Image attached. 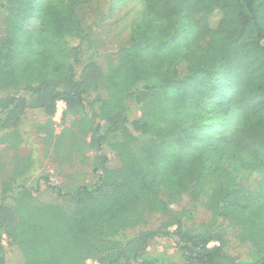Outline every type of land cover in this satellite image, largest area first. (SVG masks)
Here are the masks:
<instances>
[{"label": "trees", "instance_id": "16d2710c", "mask_svg": "<svg viewBox=\"0 0 264 264\" xmlns=\"http://www.w3.org/2000/svg\"><path fill=\"white\" fill-rule=\"evenodd\" d=\"M58 100L93 179H0V264H264V0H0V143Z\"/></svg>", "mask_w": 264, "mask_h": 264}, {"label": "rangeland", "instance_id": "374dc122", "mask_svg": "<svg viewBox=\"0 0 264 264\" xmlns=\"http://www.w3.org/2000/svg\"><path fill=\"white\" fill-rule=\"evenodd\" d=\"M102 5L103 3H101V6ZM119 31L122 33L121 35H119ZM96 32L98 38L104 37V39H106L105 44L98 45L101 48L108 45L112 46L118 43V39L125 40L127 36V29L124 31L119 29L112 30L105 23L97 26ZM134 111L140 116L151 112L147 105H144V107L138 111L133 110L132 114H134ZM61 116L62 113L60 114L58 110H56L54 115L48 120L44 115L32 113H26L21 118L20 124L17 127L22 139L19 148L15 151L8 148L6 143H0V179H13L15 175H18L22 178L20 180L21 182H25V180L26 182H30L31 178H25L28 174H31L32 178H37L38 175L44 173L49 175L52 183L67 187L89 183L93 179L91 162L94 152L83 149L86 159H83L82 156L77 154L73 159L65 162L62 158L67 155V151L65 152V143L69 140L67 135L59 138L58 142L61 144L58 145L57 148L60 149L54 148L55 137L59 134H63L62 131L65 127L82 132V127L84 125V122L80 121L82 117L74 118L68 116L63 121ZM47 150L49 151L48 153H46ZM20 156H29L31 158V160L26 161L27 165L31 162V171H23L20 160L16 159ZM45 197L49 198V196ZM171 206L175 210H180L182 205L180 203L178 204V202H174ZM199 212L200 211H198L197 214L201 216ZM153 221H155V219L149 224ZM148 249L151 253L160 252L169 258L174 255L173 243L168 237L152 240ZM5 255L8 264H17L18 257L16 253L6 248ZM87 262L89 264H98L95 260Z\"/></svg>", "mask_w": 264, "mask_h": 264}, {"label": "built area", "instance_id": "2783aa9c", "mask_svg": "<svg viewBox=\"0 0 264 264\" xmlns=\"http://www.w3.org/2000/svg\"><path fill=\"white\" fill-rule=\"evenodd\" d=\"M56 107H57L56 110H58V112L61 114L63 109H64V107H65V104H64V102L62 100H58L57 103H56Z\"/></svg>", "mask_w": 264, "mask_h": 264}]
</instances>
